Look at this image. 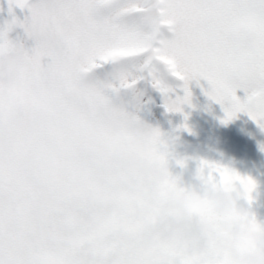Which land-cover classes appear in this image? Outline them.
<instances>
[{
	"label": "snow or ice",
	"instance_id": "6c2138e0",
	"mask_svg": "<svg viewBox=\"0 0 264 264\" xmlns=\"http://www.w3.org/2000/svg\"><path fill=\"white\" fill-rule=\"evenodd\" d=\"M7 3L28 15L0 26V264H228L229 237L197 210L186 236L162 230L160 185L133 161L144 142L161 163L169 153L136 112L146 87L179 112L203 79L222 123L243 112L264 130V0ZM17 27L31 48L8 38ZM173 80L183 98H169ZM198 170L250 200V178Z\"/></svg>",
	"mask_w": 264,
	"mask_h": 264
},
{
	"label": "rangeland",
	"instance_id": "374dc122",
	"mask_svg": "<svg viewBox=\"0 0 264 264\" xmlns=\"http://www.w3.org/2000/svg\"><path fill=\"white\" fill-rule=\"evenodd\" d=\"M35 2L30 0V3ZM12 15L23 21L28 12L27 9L21 11L13 7ZM12 15H9L7 0H0V26L10 22ZM8 38L23 43L26 48L34 44L18 27L9 33ZM170 83L173 92L169 98H183L182 81L173 80ZM208 88L209 85L203 79L199 82L191 80L188 84L189 103L181 104L179 112H169L164 108V97L146 87L136 115L148 127L159 130L160 139L169 153L173 176L187 175L199 167L200 161H207L241 177L250 178L255 187L247 206L256 221L264 224V145L257 140L260 127L243 112L222 123L224 111L220 104L204 94ZM236 96L243 101L245 93L237 90ZM176 160H184L186 166L178 167Z\"/></svg>",
	"mask_w": 264,
	"mask_h": 264
},
{
	"label": "clouds",
	"instance_id": "9594fccd",
	"mask_svg": "<svg viewBox=\"0 0 264 264\" xmlns=\"http://www.w3.org/2000/svg\"><path fill=\"white\" fill-rule=\"evenodd\" d=\"M133 166L160 185L156 199L164 232L174 238L186 236L191 213L197 210L201 213L198 219H212L229 237L222 250L228 264H264V224L258 223L249 211V193L242 185L211 183L197 168L163 186L170 165L159 161L154 146L148 142L135 146Z\"/></svg>",
	"mask_w": 264,
	"mask_h": 264
},
{
	"label": "water",
	"instance_id": "95a60500",
	"mask_svg": "<svg viewBox=\"0 0 264 264\" xmlns=\"http://www.w3.org/2000/svg\"><path fill=\"white\" fill-rule=\"evenodd\" d=\"M257 137L260 143L264 144V130L261 128L258 130Z\"/></svg>",
	"mask_w": 264,
	"mask_h": 264
}]
</instances>
